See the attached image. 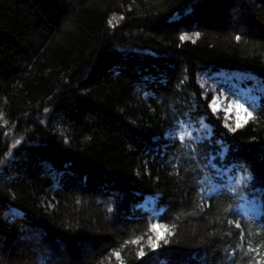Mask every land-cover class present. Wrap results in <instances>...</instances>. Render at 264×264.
I'll use <instances>...</instances> for the list:
<instances>
[{"label":"trees","instance_id":"1","mask_svg":"<svg viewBox=\"0 0 264 264\" xmlns=\"http://www.w3.org/2000/svg\"><path fill=\"white\" fill-rule=\"evenodd\" d=\"M217 95L253 118L229 128ZM250 261L264 0H0V264Z\"/></svg>","mask_w":264,"mask_h":264},{"label":"rangeland","instance_id":"2","mask_svg":"<svg viewBox=\"0 0 264 264\" xmlns=\"http://www.w3.org/2000/svg\"><path fill=\"white\" fill-rule=\"evenodd\" d=\"M195 36V33L192 34ZM237 105L241 107L238 109ZM211 109L214 112H219L223 115L229 128H236V124H244V121L248 119V108L238 99H230L224 96H215L211 102ZM245 109L247 111H245ZM158 236H161L162 232L157 228Z\"/></svg>","mask_w":264,"mask_h":264},{"label":"snow or ice","instance_id":"3","mask_svg":"<svg viewBox=\"0 0 264 264\" xmlns=\"http://www.w3.org/2000/svg\"><path fill=\"white\" fill-rule=\"evenodd\" d=\"M122 18H123V17H121V19H122ZM113 19H115V16H113ZM111 23H112V20L109 21V24H110V25H111ZM196 35H198V34H196ZM180 39H181V41H183V40H185V39H189V37L185 34V35H181V36H180ZM236 39L239 40L240 37L237 36ZM240 107H241L240 105H237V108H238V109H239ZM245 111H247V110L245 109ZM248 118H249V119L253 118L251 112L248 113ZM244 123H247V120H245ZM226 126H227V125H226ZM242 126H243V125H242L241 123H239V121H238L237 124H236V128H239V127H242ZM231 130H232V131H235V129H231ZM158 227H164L165 231L168 232V235H171V232L168 231L167 226L150 225V230H152V229H156V228H158ZM237 227H239V224H237ZM140 239H142V237L138 238L137 240L131 241V243H138ZM159 241H163V244H164V245H167V244H168V240H167L164 236H159V237L157 238V242H155V243L152 241V238L149 237V247H150L151 251L155 252V251H157V250L161 247V244L159 243ZM126 243H128V242L126 241ZM116 255L119 256V253L117 252ZM145 256H146V253H145V251L143 250V247H141V250H140V252L138 253V258H143V257H145ZM249 264H253V262L250 261ZM257 264H258V262H257Z\"/></svg>","mask_w":264,"mask_h":264}]
</instances>
